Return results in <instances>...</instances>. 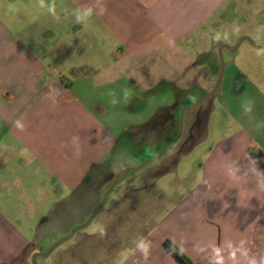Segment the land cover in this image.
<instances>
[{
    "label": "crops",
    "instance_id": "0c3cea01",
    "mask_svg": "<svg viewBox=\"0 0 264 264\" xmlns=\"http://www.w3.org/2000/svg\"><path fill=\"white\" fill-rule=\"evenodd\" d=\"M233 1L0 0V264H27L43 252L37 230L46 214L88 215L99 202L90 185L118 134L85 93L113 91L123 81L136 87L138 100L170 86L184 90L160 118L170 142L173 105L188 103L194 87L206 94L219 74L212 67L200 73V55L209 50L193 44ZM242 41L228 44L233 56L212 95L228 117L213 131L202 174L179 179L180 197L158 221L139 220L146 229L121 264H185L167 237L199 264H264V165L249 152L251 145L264 150V60L253 67L238 62ZM163 172L145 174L155 190L119 193L103 215L156 214V202L167 197ZM123 177L135 183L140 176L121 173L115 184ZM112 178L110 171L104 182ZM112 230L107 225L99 242H119Z\"/></svg>",
    "mask_w": 264,
    "mask_h": 264
},
{
    "label": "rangeland",
    "instance_id": "374dc122",
    "mask_svg": "<svg viewBox=\"0 0 264 264\" xmlns=\"http://www.w3.org/2000/svg\"><path fill=\"white\" fill-rule=\"evenodd\" d=\"M243 31L245 34H242ZM202 33V39H197V43L193 44L195 50L199 48L209 50V52L200 55L199 63L202 68L200 73L208 74L212 67L218 74L221 61L219 47L230 42L237 45L243 36H248L251 41L243 40L239 50L235 52V54H239L238 62L252 67L258 65L264 60V49L255 47V45L264 46V0H234L215 21L208 24ZM231 54L233 53L228 48H223V73L228 65L229 57L233 56ZM64 76L69 79V82L72 80V76L68 75V72H64ZM110 91L97 89L91 90L90 94L85 93L86 98L89 96L90 102H95L97 115L106 112L105 116H100L104 117L101 118V121L109 125L110 129L118 134V142L113 144L110 154L105 161L96 166V182L90 185V193L94 191L96 200L99 201L97 205L103 201L105 192L114 184L119 172L126 168L138 167L157 156L174 140L173 138L170 142H166L167 125L165 126L164 119L160 118L164 114L163 111H169L164 107L173 103L175 94H186L184 90H175L170 86L166 87L164 91L162 90L161 93H156L155 96L150 95V92L145 95L146 97H140L141 99L138 100L133 98L136 87L126 81H123L119 88H113V91ZM199 92L200 88L194 87L189 93L195 95L189 97L188 103L178 102L171 108L170 111L176 113L175 137L180 128L182 107L200 98ZM152 115L156 116L151 122H148ZM224 116L227 115L216 102L215 95L189 107L184 112L181 133L176 143L161 157L146 163L139 170L128 173L122 172L125 177H140L135 183H124L127 178L123 177L120 182L114 185L105 202L88 224L54 248L49 255L38 256L37 264H121L122 261L128 259L131 255L132 245L142 235L143 231L140 230L146 229L145 225L139 224V220H146L147 222L143 221L145 223L158 221L159 213L175 203L180 197L183 186L179 183V179L184 176L194 178L202 174L203 159L214 141L213 131L218 124L226 121ZM147 118L148 123L142 124ZM229 118L230 127H232L234 121L231 117ZM122 130H124V135L120 134ZM160 145H163V148L159 152L153 150L154 146ZM176 150H181L180 154L176 155ZM153 151L156 154L152 153ZM144 155H147L146 158L139 162L137 158L143 159ZM157 169L164 170L159 183L162 187L160 191L165 192L167 197L164 201L156 202L159 205L152 210L156 214H152L150 217L146 214L140 216L130 214V212L127 215H119L118 213L116 215L111 213L109 216L103 215L107 212L112 198L119 193L126 192L129 193V197H132V193L136 191L135 187H140L139 192L144 194L155 190L152 187L154 178H146L145 174ZM110 171L114 174V178L108 184L104 180L109 178ZM155 192L159 191L156 189ZM95 208L88 215L83 214L80 208L74 214L68 212L46 214L44 216L46 220L41 223V226L39 225L37 230L38 242L43 247L42 251H47L74 228L87 222ZM107 225H111L112 233L117 235L119 242H99L103 238L100 233L104 231ZM93 233L96 234L95 240L92 237ZM122 240L128 242H122ZM93 241L96 242L97 248L93 246L95 243ZM27 264H32V260L31 262L29 260Z\"/></svg>",
    "mask_w": 264,
    "mask_h": 264
},
{
    "label": "water",
    "instance_id": "95a60500",
    "mask_svg": "<svg viewBox=\"0 0 264 264\" xmlns=\"http://www.w3.org/2000/svg\"><path fill=\"white\" fill-rule=\"evenodd\" d=\"M244 39H248L251 41V39L248 37V36H243L240 40H244ZM238 42V43H239ZM235 47V46H234ZM223 48H231L228 44H223L219 47V54H220V70H219V74H218V78L215 82V85L206 93L204 94L203 96H201L200 98H198L195 102L193 103H190V104H187L185 105L184 107H182L181 111H180V128L178 130V134L177 136L174 138V140L167 146L165 147L157 156L147 160L146 162H144L143 164L147 163V162H150L152 160H155L157 158H159L167 149H169L179 138L180 136V133H181V127H182V122H183V115H184V112L189 108V107H192V106H195L197 105L198 103H200L201 101L205 100V99H208L209 97H211L213 94H215V92L218 90V88L220 87V84H221V80H222V76H223V69H224V65H223V58H222V50ZM142 164V165H143ZM141 167V166H140ZM140 167H131V168H126L124 169L123 171H121L119 173V175L122 173V172H127V171H130V170H137L139 169ZM115 185V182L114 184L111 185L110 189L107 190V192H105L104 196H103V201L97 205V207L95 208V210L93 211V214L90 216V218L87 220V222H85L84 224H81L79 226H77L76 228H74L67 236L61 238L59 241L55 242L47 251L45 252H41V251H37V252H34L32 254V257H31V260H32V264H37V257L38 256H47L49 255L54 248H56L58 245H60L63 241H65L66 239L70 238L77 230L79 229H82L84 228L88 222L95 216V214L99 211V209L101 208V206L103 205V203L105 202V199L107 197V195L111 192L112 188L114 187Z\"/></svg>",
    "mask_w": 264,
    "mask_h": 264
},
{
    "label": "trees",
    "instance_id": "16d2710c",
    "mask_svg": "<svg viewBox=\"0 0 264 264\" xmlns=\"http://www.w3.org/2000/svg\"><path fill=\"white\" fill-rule=\"evenodd\" d=\"M249 152L264 165V150L260 147L251 145ZM165 245L185 264H199L196 260L191 258L173 239L167 237L164 240Z\"/></svg>",
    "mask_w": 264,
    "mask_h": 264
}]
</instances>
